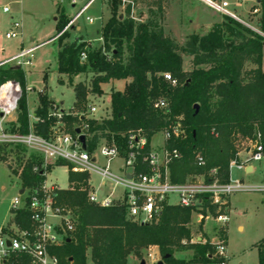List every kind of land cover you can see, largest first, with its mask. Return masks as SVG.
I'll list each match as a JSON object with an SVG mask.
<instances>
[{"label": "trees", "instance_id": "1", "mask_svg": "<svg viewBox=\"0 0 264 264\" xmlns=\"http://www.w3.org/2000/svg\"><path fill=\"white\" fill-rule=\"evenodd\" d=\"M131 1L134 5L146 4L161 20L169 8L167 0ZM122 3L123 0H111L109 3L111 18L99 33L103 40L99 49L93 50L86 42L62 45L60 40L57 72L67 76L71 85L76 76L92 72L95 78L91 91L102 95V85L111 81H128L123 91L112 93L111 118L102 122L88 119L84 113L89 88L82 83L73 86L76 98L73 109L79 113L64 117L67 132L74 135L76 127L85 123L88 125L86 134L92 136L87 146L89 152L96 150L102 137L114 135L123 153V134L143 130L152 141L154 136L179 122L184 138L167 143L169 150H177L181 154V158L170 165L172 183L184 184L188 177L196 175H204L210 181V172L214 170L219 182L228 183L230 164L238 159L240 150L237 142L254 143L259 134L264 145V37L227 18L224 25L214 27L209 34L189 37L182 50L192 57L193 69L187 72L183 69L179 46L165 34L161 23L156 18L147 23H137L131 17V5L126 7L124 15H119L118 8ZM261 4L258 27L264 34V0ZM65 26V22L59 23L58 33ZM82 54H86V61H82ZM248 63L255 68L247 70ZM166 73L176 80V86L164 79L163 74ZM6 81H14L21 86L18 132L28 134L30 114L24 70L21 67L0 68V84ZM59 83L63 85L61 80ZM41 94L35 111L40 122L34 125V131L48 138L57 121L49 117L55 102L45 93ZM160 99L169 102V109L155 107ZM198 154L204 165H199ZM17 155L23 159L19 173L22 188H40L47 180L45 174L52 168L44 170L42 157L35 153L25 158V149L18 148ZM5 160L0 153V161ZM35 167H39V171H34ZM57 167H68L70 184V189L57 190V204L70 209L77 218L72 238L50 250L58 257L59 264H87L89 253L93 264H128L131 256L142 261L143 252L150 247L159 249L164 264L218 263L217 259L209 257L214 253L210 241L206 244L191 243L195 237L192 231L195 216L191 208L166 206L151 223L138 224L126 218L122 206L104 208L90 203L88 174L73 172L66 162H59ZM207 207L210 203L204 201V208ZM211 211L216 213L212 207ZM12 222L21 230L29 231L33 227L29 210L17 211ZM202 228L203 223L199 225V231ZM222 234L225 236L226 232ZM256 247L259 264H264V238ZM187 250L196 253L192 260L174 257L175 252ZM166 256L170 257L166 259ZM19 261L13 257L10 264H18Z\"/></svg>", "mask_w": 264, "mask_h": 264}, {"label": "built area", "instance_id": "2", "mask_svg": "<svg viewBox=\"0 0 264 264\" xmlns=\"http://www.w3.org/2000/svg\"><path fill=\"white\" fill-rule=\"evenodd\" d=\"M93 1L95 0H91V2ZM198 1L216 14L233 19L264 37L259 27L255 28L246 24L236 12L240 5L246 6V0ZM261 1L255 0L254 4L250 5V9L261 6L260 9L254 10V15L261 14ZM123 4L131 5L133 12L134 3L131 0H123ZM85 10L86 8L82 9L76 18H80ZM9 11L8 7L3 8V13H9ZM131 17L136 21L132 14ZM87 22L94 24V19L87 18ZM20 30H22V25L15 23L13 30L7 33V39L18 38L21 35ZM39 47L38 45L30 49H22L19 54L0 64V68L10 63H14L17 67L30 65L33 53ZM86 60V54H82V61ZM163 77L167 82L176 86L177 82L171 74H163ZM21 98L22 89L19 83L6 81L0 84V147L22 148L26 150V153L29 152V155L35 153L41 156L44 170H47L48 167L54 169L59 162H66L72 167L73 172L88 174L89 202L104 208L114 205L122 206L125 208L126 218L130 221L143 225L149 224L161 215L166 206H180L193 210L195 222L198 225L203 223L204 226L208 220L225 225L229 222V216L223 213L232 195L244 192H264V187L251 188L241 180L233 181L231 179L233 169L246 171L251 162L264 160V145L259 134L249 157L244 162H240L238 154V159L231 162L228 183L219 182L216 177L217 171L214 170L210 172V181H207L205 177L202 181L190 178L184 184H174L171 181L170 165L179 160L181 154L177 150H169L167 143L172 139L184 138L185 133L179 122L162 132L163 143L158 148L154 147L143 130H137L122 135L125 141L123 153L114 135L102 137L96 150L91 153L87 148L83 149L79 135L67 132L63 119L69 114L57 104H54L50 109L49 117H53L57 121L52 126L48 138H43L35 133L34 125L40 122L36 116H34L35 123L30 122L28 134L18 132L17 119L11 120V118L18 114ZM155 107L159 110L169 109V102L166 99H160L156 102ZM88 111V119L100 121L94 118L97 112L95 106H89ZM76 128L81 129L82 135L86 138L87 147L92 138L86 134L88 125L83 123ZM106 134L108 133L106 132ZM99 156L106 160V166H99ZM196 159L199 165H204L200 154ZM115 161L120 162L117 169L118 174H115L111 167ZM34 171H39V167H35ZM92 173L101 177V183L97 189L92 182ZM47 174H45L46 177ZM107 184L114 186V190H120V195L117 198L114 191L101 194V190ZM23 190V195L19 193L11 203L12 220L7 226L0 228V264H10L13 257L19 258L18 264H59L58 257L50 250L62 246L72 238L77 218L70 209L57 204V189L54 186H49L45 182L38 189ZM204 201H209L210 207L204 208ZM211 207L216 210V213H212ZM19 210L31 212L33 224L31 230H21L12 222L15 213ZM201 241L200 238L198 243L206 244L208 242ZM210 244L214 247V253L209 257L217 259V264H229L225 241L220 240L217 243L210 242ZM147 257L150 264L160 262L159 256L157 257V254L152 253L151 250Z\"/></svg>", "mask_w": 264, "mask_h": 264}, {"label": "rangeland", "instance_id": "3", "mask_svg": "<svg viewBox=\"0 0 264 264\" xmlns=\"http://www.w3.org/2000/svg\"><path fill=\"white\" fill-rule=\"evenodd\" d=\"M89 1L91 0H0V62L13 58L22 49L33 48L45 43L35 51L31 64L21 67L26 77L28 109L32 123H35L33 114L36 107H39V97L43 95L40 93L41 90L48 98L54 99L58 104L63 102L62 109L68 114L76 116L79 111L73 109L76 102L73 86L79 83L84 84L90 91L84 113L88 115V108L93 105L97 108L94 118L102 122L111 118L110 98L112 93L123 91L128 84V81H111L109 84L102 85L103 94L97 95L91 91L92 82L95 78L92 72L76 76L73 85L70 84L67 76L61 77L63 85L58 82L57 53L61 50L59 47L60 40H62V45L86 42L93 50L99 49L103 45L101 34H97V32H102L103 26L111 18L109 7L111 0H95L88 11L77 19L76 17L82 7ZM167 2L169 8L164 20L160 19L156 11L141 3L134 5L132 15L137 23H147L156 18L163 26L165 34L174 39L179 46L183 57V69L190 72L193 69L192 57L182 53L189 37L191 35L205 36L214 27L224 25L228 20L227 17L216 14L198 0H167ZM254 2L255 0H246V6L240 5L236 12L246 24L256 28L260 14L254 15L253 12L256 8L260 9L261 6L250 9V5ZM127 6L128 4L122 3L118 8V14L124 15ZM4 7L9 8V13H3ZM87 18L94 19V24H89ZM61 22H65L66 26L62 32L58 33L57 25ZM15 23L22 25L21 35L15 39H7L6 35L13 30ZM64 33L66 34L64 35ZM50 50L53 52L50 53ZM11 67L17 66L10 63L1 68ZM253 68L255 66L251 63L246 66L247 70ZM17 118L18 114H15L11 120ZM162 143V133L154 136L152 140L154 147L158 148ZM237 144L241 149L245 142L238 141ZM17 149L10 146L0 150V153L6 158L5 161H0V228L7 226L12 220L11 203L17 198L20 190H23L19 177L23 159L18 158ZM25 156L28 158L29 152ZM119 164V161H115L111 166L115 174H118ZM251 164L254 166L253 174L246 175L243 171L233 169L231 178H243L245 185L250 186L264 184V160ZM99 166H106V160L101 156H99ZM68 175V168L55 167L47 177L48 184L56 183L61 190H67L70 185ZM204 177V175H196L190 176L188 179L194 178L202 181ZM91 178L97 189L101 183V177L92 173ZM112 191H114L116 198L120 195V190H114V186L111 184H107L101 190V194L104 195ZM230 204L232 207L231 214L229 200L223 213L230 217L228 225L217 224L208 220L204 223L202 231H199V225L194 222L192 231L195 237L191 243L197 244L198 238L206 233L205 235L211 242L225 241L229 264H259V252L256 244L264 238V193H237L231 196ZM223 231L226 232L225 236L222 234ZM146 253L144 251L143 256H145L147 264H150ZM195 255L193 250L174 253L176 259L186 261L192 260ZM159 260L162 261L161 256ZM87 264H93L90 253ZM128 264H140V261L130 258Z\"/></svg>", "mask_w": 264, "mask_h": 264}, {"label": "crops", "instance_id": "4", "mask_svg": "<svg viewBox=\"0 0 264 264\" xmlns=\"http://www.w3.org/2000/svg\"><path fill=\"white\" fill-rule=\"evenodd\" d=\"M94 2V1H93ZM93 2H91V1H89L84 7H82V9H85L86 8V10H85V12H87L88 11V9H89V7L92 5V3ZM81 9V10H82ZM84 12V13H85ZM95 21V20H94ZM97 34H99L98 32H97ZM100 40V39H99ZM45 43H43V44H40L39 46L41 47L42 45H44ZM38 46V45H37ZM30 49V48H29ZM53 52V50H50V53H52ZM35 53V52H34ZM34 53H33V56H34ZM33 59V58H32ZM10 60V59H9ZM8 61V60H7ZM7 61H2V62H0V64H3V63H5V62H7ZM264 70V69H263ZM58 73V72H57ZM58 82H59V80H61L62 81V79H61V77H64V75H59L58 74ZM41 92H43L42 90L40 91V93ZM44 93V92H43ZM111 99V98H110ZM52 101H54L55 103H57L54 99H52ZM110 102H111V100H110ZM58 104V103H57ZM59 106H63V102H61V103H59L58 104ZM38 106V105H37ZM36 109H37V107H36ZM36 109H35V111H36ZM35 111H34V114H33V116H35ZM245 142V145L244 144H242L243 146H242V148L239 150V161L240 162H244L248 157H249V153L253 150V147H254V143L253 142H250V141H243L242 143H244ZM252 163V162H251ZM249 164L248 165V168H247V170L246 171H243V173L244 174H246V175H251V174H253L254 173V166H252V164ZM54 169H52V171H53ZM238 170V169H237ZM51 171V172H52ZM69 171V170H68ZM238 171H242V170H238ZM50 172V173H51ZM50 173H48L47 174V177L49 176V174ZM231 175H232V173H231ZM69 176V175H68ZM232 179V178H231ZM233 181H238V180H241V181H243L244 182V180H243V178H236V179H232ZM93 182V181H92ZM46 183H47V185H49V186H54L57 190H61L59 187H58V185L56 184V183H52V184H48V180H46ZM244 184H245V182H244ZM247 186H249V187H251V188H259V187H264V184H262L261 186H250V185H247ZM69 188H70V185H69ZM68 188V189H69ZM20 192H21V190H20ZM256 193V192H255ZM261 193H264V192H261ZM231 198V197H230ZM230 198H229V205H230V214H231V212H232V207H231V204H230ZM229 221H230V217H229ZM229 223V222H228ZM228 223L226 224V225H228ZM240 230H242V228H240ZM204 231V230H203ZM206 233H204V237L202 236L201 237V239H202V241L201 242H204V241H210L208 238H207V236L205 235ZM204 238V239H203ZM199 239L200 238H198V241H199ZM211 242V241H210ZM150 250L152 251V253H154V254H157V257L159 256L160 257V252H159V249L157 248V247H151V249H147V250H145V252H147L146 253V255L150 252ZM130 258H133L134 260H136L137 258L136 257H134V256H131ZM129 258V259H130ZM143 260H145L146 261V259H145V256H144V259ZM138 261V260H137ZM139 262V261H138ZM141 262V261H140ZM147 264V263H146Z\"/></svg>", "mask_w": 264, "mask_h": 264}, {"label": "water", "instance_id": "5", "mask_svg": "<svg viewBox=\"0 0 264 264\" xmlns=\"http://www.w3.org/2000/svg\"><path fill=\"white\" fill-rule=\"evenodd\" d=\"M196 109H198V106H196ZM75 133H76L77 135L80 136V137H79L80 142H81L82 145H83V149L86 150V148H87V147H86V138H85L84 135H82L81 129L77 128V129L75 130ZM23 193H24V190H21L20 195H23ZM169 257H170V256H166L165 258L168 259ZM140 264H146V261H145V260H142V261L140 262ZM158 264H164V261L162 260V261H160Z\"/></svg>", "mask_w": 264, "mask_h": 264}]
</instances>
